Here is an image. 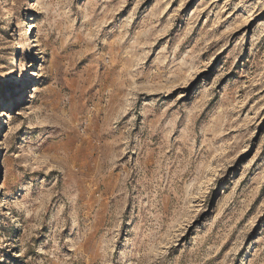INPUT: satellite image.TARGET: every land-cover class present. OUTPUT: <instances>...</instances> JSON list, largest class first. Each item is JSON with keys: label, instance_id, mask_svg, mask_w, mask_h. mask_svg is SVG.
Returning <instances> with one entry per match:
<instances>
[{"label": "rangeland", "instance_id": "1", "mask_svg": "<svg viewBox=\"0 0 264 264\" xmlns=\"http://www.w3.org/2000/svg\"><path fill=\"white\" fill-rule=\"evenodd\" d=\"M0 264H264V0L0 2Z\"/></svg>", "mask_w": 264, "mask_h": 264}, {"label": "bare ground", "instance_id": "2", "mask_svg": "<svg viewBox=\"0 0 264 264\" xmlns=\"http://www.w3.org/2000/svg\"><path fill=\"white\" fill-rule=\"evenodd\" d=\"M3 1H4V0H0V2H3ZM27 31H30V27L27 28ZM29 76H30V77L35 76V72H32V71H31V73H30ZM17 80H19V78H18ZM8 110H9V109H8Z\"/></svg>", "mask_w": 264, "mask_h": 264}]
</instances>
